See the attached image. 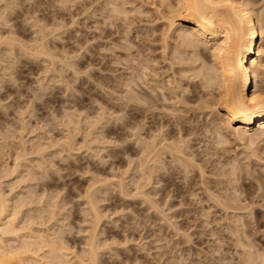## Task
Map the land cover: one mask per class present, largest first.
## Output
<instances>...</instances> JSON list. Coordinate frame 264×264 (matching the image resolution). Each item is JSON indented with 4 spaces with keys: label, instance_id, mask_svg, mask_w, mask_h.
<instances>
[{
    "label": "rangeland",
    "instance_id": "rangeland-1",
    "mask_svg": "<svg viewBox=\"0 0 264 264\" xmlns=\"http://www.w3.org/2000/svg\"><path fill=\"white\" fill-rule=\"evenodd\" d=\"M151 1H140L142 4L138 0L123 1L127 10L126 19L122 18L121 13L119 16L111 11V8L120 3L119 0L114 2L116 5L110 3V0H43V3H38L37 0H5V4L0 6V15L7 17L6 24L0 23V101L12 98L8 101L7 110H0V183L3 184H0V188L7 197L10 211L28 203L22 209L18 208L20 211L16 210L19 214L15 211V219H18L15 224L21 227L23 220L26 222L32 217L29 219L31 225L28 223L32 230H41L48 241L50 237L52 241L57 239V242L60 241L57 246L64 243L68 248L75 249L74 252L69 251L70 257H83V253L88 251L85 245L92 237L81 235L80 225L88 216L93 218L94 215L85 206L87 200L81 201L80 197H87L90 185H95V202L97 201L96 207H99L101 215L105 212L112 213L118 208L123 209L127 205L142 221V237L137 234L135 239H142L143 247L130 245L127 250H106L104 243L120 237L110 220L101 219L95 229V238L99 261L104 264H116L120 259L125 260L126 264H134L136 260H151L152 264H264V229L259 228L260 223L264 222V210L257 207L251 213L257 225L254 231L248 228L250 221L245 219L248 214L244 211L252 203L255 193L259 191L260 181L264 179L261 160L251 158L252 154L247 146L249 143L237 141L231 135L227 136L228 142L224 145L214 149L210 146L212 142L208 137H212V134L209 135V120L216 119L214 121L218 122L220 119L217 115L204 111L206 104L204 105L203 98L208 96L204 88L200 89L197 85L194 90L192 86L196 81L183 77L188 73L178 77L180 74L177 69L181 66L177 61H172V69L169 66V52L175 45L176 35L167 31V43L170 47L168 45L164 49L167 51V57H164V43L161 41L166 29L168 30L167 20L163 17L165 10L159 12L152 9L149 6ZM13 3L17 5L14 8L11 7ZM61 3L65 7H60ZM256 4L258 11L260 0ZM56 21L65 26L75 21V25L66 27L63 35L57 33L60 38L55 39L51 37V33L46 32L44 26H51ZM125 32L127 36L124 35ZM76 33H79L85 43L88 37L94 41L88 54H81L72 65L81 72L91 68L88 76L77 77L76 72L65 71L67 61L73 60L77 51L79 38ZM46 35L49 39H45ZM13 41L18 43L14 46ZM19 42H23V48L19 46ZM262 43L264 44V40ZM137 51L152 60L149 65L154 69L151 72L155 74L150 72L151 75L148 74L147 77L154 78V86L165 83L166 89H162L173 100L176 94H183L184 97L178 95L181 99L195 94L197 98L183 100L185 105H200L203 102L201 107L205 106L203 110L188 108L183 116L185 120L198 122V127L201 128L192 140L187 137L184 139L187 143L185 145H189L186 150L191 154L190 158L202 166V172L205 173L201 174L203 179L200 177L201 172L198 174L197 165L181 166L171 155L164 153L161 155L162 165L155 172L156 181L151 187L153 191L148 189L150 196L147 201L142 200L143 198L139 200V197L129 198L125 192L121 196L118 181L124 179L123 183L129 187L126 190L133 191L136 188L133 180L138 176V157L141 154L139 146L136 147L137 136L134 134L139 133L141 138L151 141L149 136L159 132L160 127L167 130L166 136L171 137L166 142L177 141L175 120L168 112L179 105L172 106L174 109L171 107L168 111L153 108L156 115L151 116L150 110L139 112L135 110L134 101L127 104L126 99L123 100L126 96L141 95V90H144L137 83L141 90L133 82L129 84L130 69L124 63L126 54L136 55ZM61 59L65 60V64L59 63ZM208 60L210 62L211 59L209 51H206V62ZM185 83L192 86H186ZM67 84L72 85L71 89ZM128 85L131 87H127ZM197 90L206 96L203 97ZM37 92H40L39 96H36ZM198 97H203V100ZM143 99V102H146L145 99L150 101L148 97ZM28 104L32 105L31 109H28ZM143 105L146 107V103ZM118 134L128 143L120 149H111L107 141ZM207 139H210V148L207 146ZM255 146V157L264 158V144L261 140H256ZM97 157L105 163H99ZM13 167L17 169L14 171ZM82 170L90 171L92 176L89 178L74 174ZM30 172L34 174L31 175ZM30 189L32 190L29 192ZM169 195L173 197L172 200L168 199ZM210 195L229 205H219ZM148 201L154 203L150 205ZM179 203L185 204L179 215L164 207L168 204L175 208ZM155 204L158 206L155 207ZM49 209H53V212ZM164 211L175 221V226L166 221ZM37 223L39 226H36ZM68 225H72L76 231L66 232ZM84 231L87 232V226ZM183 233H187V236ZM67 247L64 251H67ZM145 250L151 255L146 256Z\"/></svg>",
    "mask_w": 264,
    "mask_h": 264
},
{
    "label": "bare ground",
    "instance_id": "bare-ground-1",
    "mask_svg": "<svg viewBox=\"0 0 264 264\" xmlns=\"http://www.w3.org/2000/svg\"><path fill=\"white\" fill-rule=\"evenodd\" d=\"M116 1L117 0H110V3H113L116 5L117 3H114ZM123 1L128 2V0H119L120 3L117 6L113 5L114 7L111 8V11H113L114 13H118L119 16L121 13L122 18L126 19L127 18V15H126L127 10L124 8ZM138 1L144 2V0H138ZM173 1L174 2H172V0L171 1L170 0H158V1L152 0L149 3H157L158 2V4H160V3L167 4L168 8L165 10L164 13H163V11L161 12V13H163V15L165 14L164 16L162 14L161 15L166 20H167L168 16L171 15L172 12H175L177 14L176 15V22L174 24H171V25L167 24L168 31L170 30L171 32L175 33V35H176V41L174 40L175 43H173L175 45L171 49V52H169L170 49L168 51L171 54V55H169V58H170V60H169L170 65L169 66H171V69H172V66H173L172 61L173 62L177 61L178 65L181 66V67L179 66L180 68L177 69L178 73L180 74V76H178V77H182V75L184 73H188V74H184L186 76H183V77L184 78L186 77L187 79L189 78L191 80L193 79L192 80L193 82L196 81L193 83V86H192V84L188 83L190 85L189 87L192 86V88L194 90H196V88H194L195 86L196 87L199 86L200 89H201V87L204 88V90L206 91V94L208 96H210L208 99H207L208 96H206L205 94L204 95L206 96L205 97L206 99L203 98L204 97L203 92H199L197 90L203 96L202 98L204 99V105L206 104V109L204 111H206L207 114H210L213 116L217 115L220 119V121L218 120V122L214 121L216 119H214V120L212 119L213 121L209 120V123H208L209 129L208 130L210 131L209 135L211 136V134H212V137H208V138L211 139L212 144H211V142L210 143L208 142L210 139H207V142H208L207 146H209L211 144L210 146H212L214 149L216 146L220 147V145L221 146H222V144L224 145L226 142H228V139H227L228 135L233 136L235 138V140L240 141L242 143L247 142V143H249V145H251L252 143H255L256 140H261V138H264V116L261 115V112L264 111V88H261L255 84H253V83H249L248 76H247L248 69L251 66L252 60H258L259 53L261 50V45L263 44L262 41L264 40V35L258 36L255 29H252V31H249V28H251V26L254 23L256 24L257 27H259L260 8L258 11L255 8L258 0H173ZM132 2H133V0H132ZM144 3H146V2H144ZM260 3H261V0H260ZM217 5H220V7H217ZM232 5H236V7L233 8ZM139 10H140V8H139ZM139 10H137V11H139ZM135 11H136V9H135ZM141 11L142 10H140V12ZM201 16L204 17V20L210 21V23L204 24L203 21H201L199 19V17H201ZM253 17H255V20L253 19ZM188 33L199 35L200 40H199V46L198 47H189L185 44V40L182 37H187ZM168 45H169L168 43L166 45L164 44V48L162 50L167 48ZM169 47H170V45H169ZM165 50H164V57H167L165 55V52L167 53V51H165ZM206 51H209V55H210V59H211L210 62H209V60L206 62ZM41 52H43V51H41ZM124 54L125 53H123V55ZM164 57L162 56V58H164ZM150 61H152V60L147 58V57H144L138 51H137L136 55H132L131 53L126 54V57L124 59V63H126L125 64L126 68H128V70L130 69V73H129L130 77L129 78L131 79V82L128 80L129 84H132V82H133V85H135L137 83L141 87V89L144 87L145 91L141 90L140 87H138V85L136 84L135 87H138L141 90V95H139L140 93L137 95L135 94V95H130V96L124 95V96H126V98L123 97V100L126 99L127 104L130 101L131 102L134 101V103H135L134 107L136 106L135 110H138L139 112L150 110L151 116H154L156 114L154 113V110H152L153 108L154 109L160 108V110H161V108H163V110L168 111L169 109H171L172 106H175V105L169 104L171 101H173V98L170 97L169 95H167L169 93L165 94L164 90L162 89V88H164L165 83H164V85H162L163 87L158 86L157 84H155L156 86H154L152 84V83H154V80H153L154 78L151 79L152 77L151 78L147 77L148 74H150V72L154 70L149 65ZM169 61H166V62H169ZM153 63H154V61L151 64H153ZM155 64H156V62H155ZM175 68H177V67L175 66ZM236 68H239L240 70H242L244 77H243V80H242L240 87L234 93L232 72ZM179 71L182 73H180ZM155 72H156V70H155ZM151 73H153V72H151ZM172 73H174L173 70H172ZM153 74H155V73H153ZM172 76L174 77V75H172ZM169 78H170V76H169ZM166 80H167V78H166ZM128 82H125V83H128ZM160 82H162V81H160ZM174 82H175V80H174ZM186 82H188V81L186 80ZM151 84H152V86H151ZM178 84L176 85L177 87H179ZM188 84H186V86H188ZM127 87H131V86L128 85ZM164 89H166V88H164ZM171 91H172V89H171ZM205 91H204V93H205ZM152 92H154V93H152ZM157 92H158V94H156ZM173 93H174V88H173ZM171 95H172V92H171ZM178 95L183 96V94L181 95V93ZM178 95L177 94L174 95L175 96L174 100H176L177 98H180V97H178ZM187 95H188V93H187ZM194 95L192 94L191 96H187L184 99L191 101V99L193 100V98L196 97V95L195 96ZM197 95H198V93H197ZM198 96H200V95H198ZM145 97H148L150 99V101L148 100L149 101L148 102L145 99L146 102H143L142 100H144L143 98H145ZM198 98H199V100H203L200 97H198ZM254 99H255V103H253ZM144 103H146V107L143 105ZM202 103L200 104V106H203ZM147 104H149V105H147ZM196 104H198V103H196ZM203 108H205V106ZM203 108L200 107L199 110L200 109L203 110ZM200 113H202V112H200ZM162 114H164V113H162ZM203 114H205V113H203ZM201 115H200V117H202ZM241 116H243L244 119H240L239 117H241ZM204 117H206V116H204ZM160 118H161V116H160ZM207 118H208V115H207ZM229 123L231 124L230 128L226 127V125ZM156 129H157V127H156ZM159 129H161V128L159 127ZM135 131H136V129H135ZM133 133H134V131H133ZM168 134H170V133H168ZM134 135L137 136L135 143L137 144L136 147L139 146L138 150H140L139 153L141 154V155L139 154L141 157L140 156H139L140 158L138 157L140 164L139 165L137 164L139 166L138 176H136V178L134 177V180H133V184L136 185V188L134 187L133 191L131 189L126 190L128 186L126 187V185L123 183L124 179L121 178L123 181L120 180L118 182L120 184L119 186L121 187V192H125L128 197H130V195H131L130 193H135L137 190V187H139L141 189V192L139 194H137L135 197H139V200L141 198H143L142 200L146 199V201H147V199H149L148 196H150V195H148L150 193V192L148 193V191H149L148 189L151 188L153 186V184H155V181H156L155 180L156 179L155 172L157 171L158 166L160 164L162 165V160H161L162 156L161 155H164V153H168V155H171L170 157L173 158L174 161L179 163V165L185 166V167L188 165L192 166L194 159H192V157L190 158L191 154L188 153V151L186 150L189 145L188 146L185 145L187 143L181 144L179 142V138L177 139L178 142L176 141L177 142L176 143L173 141L172 142L171 141L166 142L168 138L169 139L171 138L169 135L168 136L165 135L163 139H159L158 141L156 140L157 139L156 134H153V135L151 134V136H149V137H151V139H150L151 141H148L149 139L147 140L146 138H141V134L139 135V133H136ZM134 135H133V137H134ZM221 137H222V139H221ZM63 144H64V142H63ZM245 145H247V144H245ZM249 145H247V146H249ZM210 146H209V148H210ZM209 148L207 147L206 149H209ZM185 150H186V152H185ZM65 151L68 152V150H65ZM21 155L22 154H20V156ZM36 155H38V154H36ZM20 156H17V157L20 158ZM19 158H17V159H19ZM48 161L49 160H47V162ZM163 162H164V160H163ZM39 163H40V161H39ZM16 164H18V162ZM37 165H39V164H37ZM41 165L42 164H40V167H41ZM163 165H164V163H163ZM196 165H197L196 168H198V170H199L198 174L201 172L200 175L201 174L204 175L205 173L203 174V172H202V166L201 165L199 166V163L195 162V166ZM170 166L172 167V165H170ZM163 167L164 166H162V168ZM231 167H230V169H231ZM32 168H35V167L32 166ZM232 168L235 169L234 167H232ZM13 169H14V167H13ZM16 169H14V171ZM233 169H231V172H233L232 171ZM133 171H134V169H133ZM159 172H161V171L159 170ZM229 172H230V170H229ZM32 174H34V173L32 172L31 175ZM229 174H231V173H229ZM232 174H234V173H232ZM246 174H248V173H246ZM3 175H5V174H3ZM6 175H7V173H6ZM128 175H126V176H128ZM202 175L200 177L203 179ZM132 176H134V175H132ZM132 176H130V177H132ZM0 178H1V176H0ZM31 178H33V177H31ZM125 182L127 184V181H125ZM0 184H2V183H0ZM32 188L34 190V187H32ZM2 190L0 188V264H90V262L93 260L99 261V255H98L99 253H97L98 251L93 252V249L91 246L87 247L88 251L86 250V253L84 252L85 250H83V252H84L83 254H85V256L83 255V257H82L81 255H79V256L74 255L73 256L74 259H73L72 257H70V255H69L70 252L68 250L64 251V250H66V247H67V246H65L64 243H61V245H60L63 248L62 249V248H60V246H57V244L59 245V242H60V241L57 242V239H55L56 241H52L53 239H51L52 237H50V239L48 241V239L45 238L46 236H43V234H42L43 232L41 230H32L31 229L32 226H30L31 223H29V219L31 220L32 217H30L29 219L27 218L28 219L27 220L28 222L26 221L27 223L24 222L25 220H23V224H20L21 227H19V225L16 226L17 224H15L16 223L15 220L17 221L18 219H15V218H16V215L19 214L16 210H18V208H20V207L22 209V207L26 206L28 203L26 205L25 204L22 205L20 203L22 205L20 207L17 206V203H16L15 206H17L18 208L16 207L17 209L11 210V211H14V212H11L10 211L11 207L9 206L8 200L6 199L7 197L3 195ZM31 190L32 189H30L29 192ZM207 190H209V189H207ZM152 191H153V189H152ZM207 193H208V191H207ZM24 194H26V193H24ZM6 195H8V194H6ZM42 195H44V194H42ZM88 195H89V193H88ZM212 195H210V197H212L213 200H216L219 205H223L225 207L229 205V204L223 203L222 199H219V198L216 199L215 196H212ZM14 196L15 195H13V197ZM127 196H125V197H127ZM13 197H11V199ZM28 197H30V193H29ZM133 199H135V198H133ZM41 200H42V198H41ZM150 200H152V199H150ZM22 201H23V199L20 200V202H22ZM24 201H25V199H24ZM39 201H40V199H39ZM16 202H19V201H16ZM32 202H33V199H32ZM32 202L30 201L31 205H32ZM12 205H14V203ZM31 205H30V207H31ZM52 206H54V204ZM97 206H98V204H97ZM156 206H158V205L155 204V207ZM98 208L99 207H97V210H98ZM49 210H51V209H49ZM15 211L17 212V214ZM18 211H20V209ZM155 211H157V210H155ZM29 212H31V210ZM52 212H51V214H52ZM36 213H38V212H36ZM33 214H32V216H33ZM30 215H31V213H30ZM93 215H94L93 218H95L94 213H93ZM39 216H41V215H39ZM41 218H42V216H41ZM35 223H36V221H35ZM24 224L27 226H25ZM33 224L34 223H32V225ZM36 226H39V224L37 223ZM34 227H35V225H34ZM23 229H27V230L24 231ZM22 231H23V233H22ZM54 238H56V236ZM55 242H57V243H55ZM88 244L89 243H87V245ZM64 247H65V249H64ZM67 249H68V247H67ZM244 253H246V252H244ZM248 256H250V255H248ZM248 256H246V258ZM250 257L252 259H254L253 256H250ZM257 258H259V257H257ZM248 260H250V259H248Z\"/></svg>",
    "mask_w": 264,
    "mask_h": 264
},
{
    "label": "snow or ice",
    "instance_id": "snow-or-ice-1",
    "mask_svg": "<svg viewBox=\"0 0 264 264\" xmlns=\"http://www.w3.org/2000/svg\"><path fill=\"white\" fill-rule=\"evenodd\" d=\"M37 2L43 3V0H37ZM4 4H5V0H0V6H2ZM16 6L17 5L15 3H13L11 5V7H13V8ZM149 6L152 9H157L158 11L166 10L168 8V5L165 3H160V4L150 3ZM60 7H65V5L63 3H61ZM217 7H220V5H217ZM232 7L235 8L236 5H232ZM257 7L260 8L259 27H257L256 24L254 23L251 26V28H249V31H252V29H255L257 35L260 36V35H264V0H261V4L258 5ZM176 15L177 14L175 12H172L171 15L168 16V18H167V24H169V25L174 24L176 22ZM6 19H7L6 15H0V23L6 24ZM199 19L201 21H203L204 24L210 23V21L204 20L203 16L199 17ZM253 19L255 20V17H253ZM74 25H75V21H73L70 25H67V26H65L60 21H56V22L52 23L51 26L45 25L44 27L46 28L47 33H51L52 38L59 39L60 36L57 35V33H59L60 35H63L66 32V27H74ZM167 31L168 30L166 29V32L163 34L162 41H161L165 45L167 44V41H168ZM75 35H76V37L79 38V44L76 45L77 51L75 52L73 60L67 61V64L65 66V71L76 72L77 77L88 76L89 72H91V70H92L91 68L81 72V71L75 69L74 66H72V65H73V61L75 59H78L81 56V54H84V55L88 54L91 45L94 44V41L92 40L91 37H88L87 43H85L84 39L80 38L79 33H76ZM124 35L127 36V32H125ZM182 38L185 40V44L189 47H198L199 46L200 38H199L198 34L188 33L187 37H182ZM45 39H49V37L46 35ZM73 42L75 43V41H73ZM12 43L15 46L18 42L13 41ZM125 43H127V40H125ZM80 44H83V47H80ZM19 46L23 48L24 47L23 42H19ZM59 63L65 64V60L61 59L59 61ZM232 76H233V91L235 93L236 90L240 87V85L242 83L244 74H243L242 70H240L239 68H236L232 72ZM247 76H248L249 83H253V84H255L261 88H264V44L261 45V50L259 53L258 60H252L251 66L248 69ZM67 87L69 89H71L72 85L67 84ZM39 95H40V92H37L36 96H39ZM11 99L12 98L9 97L7 100L0 101V110L6 111L7 110L6 106L8 105V101ZM171 103L173 105H179L178 108H175L174 110L170 111L168 113V115L171 116L175 120V125H174L175 134L178 136L179 142L181 144H184L185 143V139H184L185 137H187L188 140H192L194 138V136L199 131H201V128L198 127V122H190L189 120L183 119V116H184V114L188 108L195 110V109H199L201 106L197 105L195 103H193L191 105H185L183 99L173 100V101H171ZM253 103H255V99L253 100ZM31 107H32V105L28 104V109H31ZM261 115L264 116V111L261 112ZM121 118H122V114H121ZM239 118L244 119L243 116H241ZM226 127L230 128L231 124L230 123L227 124ZM166 132H167L166 129L161 128L160 131L156 133V137L158 139H163ZM221 139H222V137H221ZM127 143H128V141L122 135H119V134L116 137H114L113 139L107 141V144L109 145V147L111 149H120L123 147V145H125ZM261 143L264 144V138H261ZM255 147H256L255 143H252L251 145H249L250 152L252 153L251 158L260 159L261 160V167L264 168V158L255 157ZM96 159L98 160L99 163H105V161L101 160L100 157H97ZM193 164H195V161H193ZM74 174L77 176L89 177V178L92 176V173L88 170H82L81 172H75ZM158 187H159V185H158ZM94 188H95V185H90V187L88 189L89 195L87 197H83V196L80 197L81 201L87 200V203L85 206L90 210V212L95 214L94 219L92 217L88 216L86 218L85 222L80 225V230H81L80 234L84 235V236H91L92 237L89 240V244L85 245V247L87 248V247L91 246L93 249V252L96 251L97 241L95 238V229L99 226V222L101 219L110 220L112 222V225L117 230V235L120 237V239H116V238L109 239L107 241V243L103 244L104 249H106V250H112V249L127 250V249H129L130 245H138L140 247H143L142 239H140V240L135 239L137 234H140L142 237L143 230L141 228L142 221L137 217V215L133 211V209L128 207L127 205H125L123 209L118 208L117 210H115L112 213L105 212V213H103V215H101L100 212L97 210V207H96V203H95L96 196L94 193ZM140 192H141V189L139 187H137L136 192L131 193L129 198H135V196L137 194H139ZM120 195L123 196L124 193L121 192ZM168 199L172 200L173 197L171 195H169ZM258 201H264V179H261L259 191L255 193V197L253 198L252 203H250L249 206L244 209L245 213L248 214L245 217V219L247 221H250L248 223V228L250 230H253V231L257 228L255 220L252 219V217H251V213H252L253 209L259 207L260 209L264 210V203H259ZM148 203L150 205H152L154 202L148 201ZM164 207H165V209H170L171 211H173L177 215H179L181 210L185 208V204L179 203L175 208H171L170 205L165 204ZM163 215H164L166 221L170 225L175 226V221L172 220L168 216L167 211H164ZM74 223H75V221H73V224ZM85 226H87V232L84 231ZM259 228L264 229V222L260 223ZM75 231H76V229L74 227H72V225H68L66 232L74 233ZM183 235L187 236V233H183ZM67 250L72 251V252L75 251V249H71V248H68ZM145 255L150 256L151 254L145 250ZM90 264H104V262L93 260L90 262ZM116 264H126V262H125V260L120 259L116 262ZM129 264H131V262H129ZM134 264H152V262H151V260H143V261L136 260L134 262Z\"/></svg>",
    "mask_w": 264,
    "mask_h": 264
}]
</instances>
